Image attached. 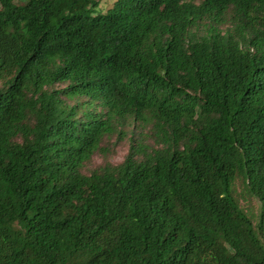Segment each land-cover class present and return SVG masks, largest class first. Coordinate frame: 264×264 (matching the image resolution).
I'll return each instance as SVG.
<instances>
[{
    "label": "trees",
    "instance_id": "1",
    "mask_svg": "<svg viewBox=\"0 0 264 264\" xmlns=\"http://www.w3.org/2000/svg\"><path fill=\"white\" fill-rule=\"evenodd\" d=\"M0 264H264V0H0Z\"/></svg>",
    "mask_w": 264,
    "mask_h": 264
},
{
    "label": "rangeland",
    "instance_id": "2",
    "mask_svg": "<svg viewBox=\"0 0 264 264\" xmlns=\"http://www.w3.org/2000/svg\"><path fill=\"white\" fill-rule=\"evenodd\" d=\"M97 1L99 2V12L102 14H106L107 11L113 7L116 0H97ZM10 6H11L10 3H7V7H10ZM129 137H130V134L128 135V139L124 140L123 142H121L120 144H118L114 148L113 153L110 154L108 156V158H105V156H103L101 154L95 155L92 158V162L89 165V168L93 169L97 166H100L104 162H106L107 160H108V162H111L113 164L121 163L125 159L126 155L128 154V151H129ZM116 140H117V138L114 137L113 139H111V141L109 143H107V145L115 144ZM238 197L241 200L242 207L247 212L258 214L260 204L257 200L247 198L245 196V194L242 193L240 188H238Z\"/></svg>",
    "mask_w": 264,
    "mask_h": 264
}]
</instances>
